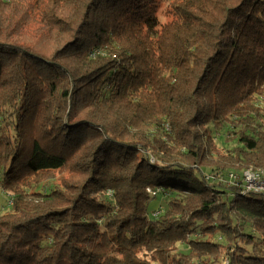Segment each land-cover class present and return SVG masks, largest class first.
Masks as SVG:
<instances>
[{
  "label": "trees",
  "instance_id": "obj_1",
  "mask_svg": "<svg viewBox=\"0 0 264 264\" xmlns=\"http://www.w3.org/2000/svg\"><path fill=\"white\" fill-rule=\"evenodd\" d=\"M41 1L0 0V264H264V0Z\"/></svg>",
  "mask_w": 264,
  "mask_h": 264
},
{
  "label": "rangeland",
  "instance_id": "obj_2",
  "mask_svg": "<svg viewBox=\"0 0 264 264\" xmlns=\"http://www.w3.org/2000/svg\"><path fill=\"white\" fill-rule=\"evenodd\" d=\"M176 0H159V8H158V19L161 24H166L170 22L173 18L172 13V3ZM34 5L36 7V17L40 21L42 19V16L46 15V12H49L47 8V3L42 2L41 0H33ZM54 29V30H53ZM50 26V23L41 21L40 23H33L29 28V32L34 37H41L46 35L47 37H52L54 35L55 30L58 31V29L53 28ZM60 30H65L66 27L62 28L59 26ZM1 31V29H0ZM46 45V44H45ZM47 45L52 46L51 42H48ZM224 137L221 136L220 139H218L217 144L219 147H227V149H230L234 144L230 143L226 145ZM60 176V174H59ZM10 196L2 191H0V215L4 214L10 207ZM167 198L165 195L160 194L153 198L149 203V216L152 218L154 212L163 211L166 207Z\"/></svg>",
  "mask_w": 264,
  "mask_h": 264
},
{
  "label": "built area",
  "instance_id": "obj_3",
  "mask_svg": "<svg viewBox=\"0 0 264 264\" xmlns=\"http://www.w3.org/2000/svg\"><path fill=\"white\" fill-rule=\"evenodd\" d=\"M230 182L234 185L237 184V181L239 180L238 176L234 173H231L229 175ZM240 187L244 189L245 192L253 191V192H264V171H255L252 169L246 170L243 174L242 178V184H240ZM148 193L151 196H157L162 191L161 189H148ZM158 212L156 213V215Z\"/></svg>",
  "mask_w": 264,
  "mask_h": 264
}]
</instances>
